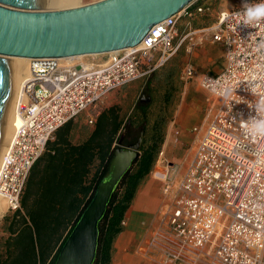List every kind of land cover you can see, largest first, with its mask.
I'll return each mask as SVG.
<instances>
[{"label": "built area", "instance_id": "obj_1", "mask_svg": "<svg viewBox=\"0 0 264 264\" xmlns=\"http://www.w3.org/2000/svg\"><path fill=\"white\" fill-rule=\"evenodd\" d=\"M240 1L217 23L196 29L195 14L211 11L196 0L153 27L136 48L77 60L31 59L17 93L22 123L0 160V197L8 210L23 211L31 171L59 129L114 91L149 78L186 45L181 81L197 79L212 103L204 125L193 129L184 173L160 155L152 174L164 183L168 205L141 252L160 264H264V135L246 131L261 118L264 100V20L243 18L246 7L264 0ZM208 35L226 53L216 76L199 75L192 60Z\"/></svg>", "mask_w": 264, "mask_h": 264}, {"label": "trees", "instance_id": "obj_2", "mask_svg": "<svg viewBox=\"0 0 264 264\" xmlns=\"http://www.w3.org/2000/svg\"><path fill=\"white\" fill-rule=\"evenodd\" d=\"M161 68L148 79L152 81ZM164 71L158 82L163 96L156 113L139 103L128 115L121 104L113 103L97 114L83 142H74L75 121L80 118L57 131L31 171L21 199L23 211L11 212L0 226V264H56L103 181L116 149L129 148L143 135L140 155L117 188L100 224L96 264H113L115 243L125 230L123 222L156 169L169 124L182 98L180 72L173 67ZM131 84L110 95L119 94Z\"/></svg>", "mask_w": 264, "mask_h": 264}, {"label": "water", "instance_id": "obj_3", "mask_svg": "<svg viewBox=\"0 0 264 264\" xmlns=\"http://www.w3.org/2000/svg\"><path fill=\"white\" fill-rule=\"evenodd\" d=\"M196 0H103L46 11L43 0H0V141L12 91V58L104 55L139 46L157 24ZM143 135L119 147L95 196L65 242L56 264H96L100 224L117 188L138 159Z\"/></svg>", "mask_w": 264, "mask_h": 264}, {"label": "rangeland", "instance_id": "obj_4", "mask_svg": "<svg viewBox=\"0 0 264 264\" xmlns=\"http://www.w3.org/2000/svg\"><path fill=\"white\" fill-rule=\"evenodd\" d=\"M100 1L103 0H79V7L97 3ZM239 2L243 3L240 0H208L204 4V8H210L212 10L213 19L212 22L207 26L217 23L222 10L225 9V11H227L235 8ZM42 9L46 11L58 10L53 9L47 5H43ZM224 55L225 50L221 45L208 43L204 44L203 46L200 45L198 48H196L192 60L200 73L210 72L213 70L219 72L221 71L225 63ZM188 59L189 58L186 53L185 45L183 48H181L180 52L174 57L173 61L170 62L168 66L161 68L158 71L157 76L152 77V81L146 78L133 83L119 92V94L114 93L108 96L107 99L103 100L94 109L91 108L87 112L83 113L80 116V119L75 121L74 142L81 143L85 139H87L94 126L90 123V120L96 118L97 114L101 110L111 106L113 103L121 104L124 108V111L128 115L132 114L134 105L139 103L149 106V108L154 113H156L157 110H159V107L161 105L160 101L163 96V90L160 88L158 82L160 81V79H162L165 72L164 70H166V68L173 67L181 74L182 68ZM28 65L29 63L26 67H28ZM210 97V94L204 93L199 88L196 81L191 82L190 84H188V86L183 83L182 98L169 124L166 143L163 149L164 153L166 151L164 158L167 161L173 163L175 166L180 167V169L183 168L182 173H184V171L186 170L194 152L195 135L193 134V127L196 125L200 126L203 123L205 111H207L208 108L210 109L211 107V104L209 102ZM184 108L185 110L183 111L182 115H187V108L188 117L186 118L188 119L185 124H180V113ZM178 124H180V126H178ZM12 136L13 134H11V138ZM151 176H153V174ZM0 206L2 207V213H0L1 226L4 218L11 212L8 210L6 201L1 197Z\"/></svg>", "mask_w": 264, "mask_h": 264}, {"label": "crops", "instance_id": "obj_5", "mask_svg": "<svg viewBox=\"0 0 264 264\" xmlns=\"http://www.w3.org/2000/svg\"><path fill=\"white\" fill-rule=\"evenodd\" d=\"M207 1L208 0H203L202 3L205 4ZM224 11L225 9L222 10L221 13ZM212 19H213L212 10L209 13H203V14L198 13L195 14L193 18V25L196 29H199L211 23ZM208 43L218 44V43H213L211 40V36L209 35L205 37L202 46ZM219 45L223 47L222 44ZM224 62H225L224 66L219 72L213 70L210 72H201V73L198 71L195 63L194 62L193 63L199 75L210 74L211 76H216L222 72V70L226 65L225 55H224ZM195 81L198 83V86L200 88L197 79H194L191 82H195ZM186 86H188V84ZM211 99L212 97L209 98V100ZM184 110L185 108L180 113V117H181L180 124H185L188 119L186 118L188 117L187 108H186L187 115L186 116L182 115ZM208 111L209 108L207 111H205V117L203 123L200 126L199 125L194 126L193 129L200 128L204 125ZM180 124H178V126H180ZM194 146H195V137H194ZM158 164L156 168L158 167ZM167 205H168V201L164 195V183L151 176L150 179L145 184V186L138 193V196L133 206L127 213L126 216L127 226L125 227L124 232L118 237L115 243L113 264H160L158 261H154L153 259L149 258L147 255L143 254L141 252V247L145 245L149 240L153 230L158 225L159 219L161 218V215L166 209Z\"/></svg>", "mask_w": 264, "mask_h": 264}, {"label": "bare ground", "instance_id": "obj_6", "mask_svg": "<svg viewBox=\"0 0 264 264\" xmlns=\"http://www.w3.org/2000/svg\"><path fill=\"white\" fill-rule=\"evenodd\" d=\"M42 5L49 6L53 9L58 10H68L79 8V0H43ZM84 58V56H77L72 58H65L66 60H77ZM12 91L11 99L8 106V113L5 120V127L3 130L2 138L0 141V160L8 148L11 142V134L14 136V131L21 126V119L16 115V102L17 93L20 88V84L27 73V64L30 59L26 58H12ZM13 131V132H12ZM12 136V137H13ZM1 207V206H0ZM0 213H2V207L0 208Z\"/></svg>", "mask_w": 264, "mask_h": 264}, {"label": "clouds", "instance_id": "obj_7", "mask_svg": "<svg viewBox=\"0 0 264 264\" xmlns=\"http://www.w3.org/2000/svg\"><path fill=\"white\" fill-rule=\"evenodd\" d=\"M244 23H252L264 20V2L253 4L245 8L243 13ZM261 118L253 120L246 126V131L253 135H264V100L261 101L259 106Z\"/></svg>", "mask_w": 264, "mask_h": 264}]
</instances>
